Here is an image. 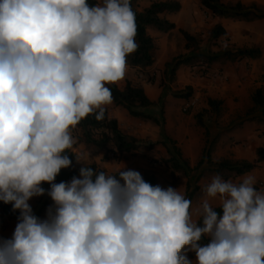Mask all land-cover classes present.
Listing matches in <instances>:
<instances>
[{
	"label": "clouds",
	"instance_id": "9594fccd",
	"mask_svg": "<svg viewBox=\"0 0 264 264\" xmlns=\"http://www.w3.org/2000/svg\"><path fill=\"white\" fill-rule=\"evenodd\" d=\"M136 36L130 0H0V202L19 211L0 264H264V190L251 174L213 176L198 220L184 193L125 165L94 171L74 154L79 177L56 182L72 165V130L104 120L106 85L125 78ZM45 194L41 220L29 201Z\"/></svg>",
	"mask_w": 264,
	"mask_h": 264
},
{
	"label": "trees",
	"instance_id": "16d2710c",
	"mask_svg": "<svg viewBox=\"0 0 264 264\" xmlns=\"http://www.w3.org/2000/svg\"><path fill=\"white\" fill-rule=\"evenodd\" d=\"M141 0H130L131 7L136 14L137 36L135 37L139 47L136 52L127 57V67L147 71L156 61L157 45L154 38L150 34V30H155L162 33H167L172 30L175 25L168 19V15L177 13L180 8L178 0H152L148 5L139 8ZM90 4L97 3V0H89ZM201 5L207 9L212 17L229 18L237 21L251 22L264 18V5L256 2L242 3H223L218 0H200ZM182 38L184 39V53H180L171 58L165 63V69L169 70L170 79L173 78L176 69L180 65L198 66L202 72L207 70V67L215 63L225 64L227 62H235L242 59H257L261 56V49L258 46L252 47H221L217 52L202 51L201 40L192 33L179 29ZM226 40L225 28L217 23L214 24L207 35V40L212 45H218V40ZM147 80L152 78L151 75ZM110 88L113 94V103L115 106L123 108L130 117L150 121L154 124H160V119L147 111V109L155 102L152 101L144 89L140 85L132 84L126 81L123 88H119L117 84L106 85ZM186 93H177L178 97L188 98L191 95V88L186 87ZM251 107L247 110L246 116L258 118L264 122V85L255 88L251 95ZM222 101L208 98V109L203 108L195 114L196 125L203 129L205 137V146L203 154L198 162L190 167L188 161L181 156L180 150L170 141L172 151L169 152L167 159H164V164L170 169L171 184L174 185L177 180V173L187 177L186 182V198L192 200L197 185L190 189V177L193 174V181L196 183L204 172L203 166H207V171L214 176L219 174L224 180H230L235 177L244 175L251 170L257 168L260 163H264V146H258L255 149V159L252 161L246 159H236L232 157H223L213 161L211 152L215 139H210V131L204 123V117L211 119L213 116L218 117L221 114ZM259 113V115H256ZM163 120V119H162ZM72 134L76 137L78 143H81L87 149L96 151H105V154L114 153V157L119 159L122 155H135L140 150L139 140L133 135L124 133L116 118L111 117L106 109L105 118L103 121H97L95 115H89L83 119ZM72 160V165L69 168L62 169L56 177V182H70L73 176L79 174V170L74 167L76 161L72 150L67 153ZM85 166H91L94 171H104L99 168L96 163H90ZM116 173V172H115ZM143 179L153 186L157 183V177L149 171L140 172ZM46 192L49 185H42ZM47 195V194H45ZM213 208L220 212L219 205ZM0 215L7 217L10 220H17L19 211H13L11 204L0 202ZM198 220V219H197ZM208 239L203 238L201 243H207ZM188 258L192 260L193 253H187Z\"/></svg>",
	"mask_w": 264,
	"mask_h": 264
},
{
	"label": "crops",
	"instance_id": "0c3cea01",
	"mask_svg": "<svg viewBox=\"0 0 264 264\" xmlns=\"http://www.w3.org/2000/svg\"><path fill=\"white\" fill-rule=\"evenodd\" d=\"M180 12L181 11H178L175 14L168 15V19L175 25V27L169 32L162 33L155 30L149 31L151 36L154 38L157 46L158 38L161 41L160 43H167V45L170 47L169 49L173 50V52H175L177 46L180 45L181 49L179 50V52L174 53L172 57L185 52V42L179 32V29L188 31L193 35H195L197 31L199 32V29L194 28V21L196 20L198 22L199 19H184L182 13ZM208 16L210 20V24L208 25V32L214 24L219 23L226 30V38H228L229 34L234 31L233 28L238 25L244 27L247 30H252V34L256 33V36L253 38V41L251 43H246L245 45L237 46H258L261 49V56L257 59H242L235 62H227L225 64L215 63L209 68L213 73L210 78H206L202 75L200 76V67L198 66L180 65L176 69L172 79H170L169 77V70L166 71L165 76H162L163 81L166 83L164 88L163 86L159 87V81L161 79L159 71L160 66L157 65L155 61L154 65L147 69L149 74L152 76L150 80H147L148 78L145 79V75L143 76L140 70L127 67L125 78L117 84L119 88H123L126 81H130L132 84L140 85L144 89L147 96L155 102V105L149 107L147 111L153 114L158 119H161V116H163V124L166 135L163 139H160L164 147L162 145V147H157V152H159L163 157H165L166 155L169 156V152L172 151V146L170 144V141H172L174 146L180 150L182 158L188 161L190 167H193L203 154V149L205 146V137L203 134V129L196 125L195 114L203 108L208 109V98L222 101V111L218 117L213 116L211 119L204 117V123L210 131V139L216 140L218 136L221 137V140L217 142L215 141L213 145V148L216 147L217 149L215 157L211 152V158L213 161L223 158V154L220 153V146H224L225 151H227V153L231 152L234 149L239 150V145L235 143L242 142L243 140H245V138H256L257 134H259L260 132L256 130L261 128L260 124L257 125V123H255L256 118L251 119V116L244 115L246 114L247 110L251 107L250 95L252 91L257 87L264 85V83L259 84L258 86L254 87L251 91H249L247 93V100L243 104L242 96L246 93V84L249 82H253L255 85V79L256 76H258L257 74H264V67H262L264 66V48H262L261 39L258 34L260 32V26L264 24V18L247 22L232 20L229 18H216L212 17L209 13ZM247 32L245 34L246 36ZM176 33H179V35L176 36ZM220 41L221 39L218 40V42ZM202 51L204 52L206 51V49L203 48ZM171 58L165 60L163 64L165 65V63L170 61ZM170 81L173 84H170ZM186 87H190L192 91L191 95L188 98H177L172 96L170 88L173 90L174 88L183 89ZM150 91H152V94L150 93ZM200 91L202 93H200ZM200 95H205L206 102L203 108L197 111V108L199 106H195V102L197 101V98ZM158 101H160V108L159 112L157 113L155 111V108ZM192 101H194V104L190 106L189 114L183 113L181 111L183 107L181 108V106L184 103H191ZM106 109L111 117L117 119L119 124H121L122 120H128V113L123 108L115 106L114 103L108 105ZM241 111L242 117L239 118L235 115V113H240ZM243 120H247V122H243L242 124L243 127H245V130L243 132L231 130L232 127H234V125H236L238 121ZM244 123H248V125ZM259 123H262V121H259ZM246 130L247 132H245ZM231 140H233V142H231ZM218 143L220 144L219 146H217ZM257 147L258 146L253 148V152H251L253 157L252 160L255 159V149ZM80 148L81 150H77L73 147L71 150L74 154H78L79 156H81V160L87 161V164L96 163L99 168L103 169L106 172H108V168H112L109 173H115L118 170L122 169L125 165L123 162H119V164L115 165H110L108 161H105L103 159V156L106 153L105 151L87 149L84 145L80 146ZM149 161L150 159L146 161L140 159L134 162H137L135 163V165L137 164L138 166L142 167L144 163L147 164V162ZM205 169H207L206 165L203 166V170ZM255 171L256 168L246 174L255 175ZM246 174L232 178L230 180L239 181L240 178H242ZM208 176L209 177L207 179H210V181L208 182L207 180L202 179L199 183L201 187L206 186L208 183H210L214 175L209 174ZM77 177H79V174L77 175ZM186 182L187 177H185L183 174L180 175V173H177V182L175 185H173V188H177L179 186L181 187V192L183 193L184 187L186 188ZM202 182L206 183L202 184ZM29 203L31 207L34 206L32 200H30ZM195 206H191L190 211L192 212V214L194 213L193 219L197 220L198 217L196 215ZM36 210H38V207H36ZM17 222L18 220H10L8 224L9 229L5 231L3 235H0V238H5L6 235H9V238H11Z\"/></svg>",
	"mask_w": 264,
	"mask_h": 264
},
{
	"label": "rangeland",
	"instance_id": "374dc122",
	"mask_svg": "<svg viewBox=\"0 0 264 264\" xmlns=\"http://www.w3.org/2000/svg\"><path fill=\"white\" fill-rule=\"evenodd\" d=\"M150 1L152 0H141L139 2V8H143L144 6L148 5ZM178 1L180 2V5H181V8L179 11H181L180 13H182L184 19H191V18L199 19L198 22L196 20L194 21L195 23L194 28L199 29V32L197 31L195 35L201 40L202 47L206 49L207 51L217 52L219 48L221 47L229 48V47H238L237 45L239 46L245 45L246 43H251L253 41V38L256 36V33L252 34L253 33L252 30L250 29L247 30L244 27L238 25L233 28L234 31L229 34V37L226 40L220 41L218 45H212L211 43L207 41L208 25L210 24L208 12H207L208 10L205 9L201 5L200 0H178ZM218 1L223 2V3H227V2L235 3L237 1H240L242 3L256 2L258 4L264 5V0H218ZM98 2H101V0H97V3ZM246 32H247V36L245 35ZM258 34L261 39L262 48H264V24L260 26V32ZM177 35H179V33H176V36ZM157 42H158V46H157V52H156V63L157 65L160 66L159 71L161 75V79L159 81V87L163 86L164 88L166 83L163 81L162 76L163 75L165 76L167 70L164 69L163 63L165 60L170 59L174 53L179 52L181 47L180 45H178L176 48V51L173 52V50L169 49L170 47L167 45V43L166 44L164 43L165 45L160 43L161 41L159 40V38L157 39ZM209 68L210 67H207V70H205V72H202L201 70H199L200 76L202 75V76H205L206 78H210L213 73L211 72ZM141 73L143 76L145 75L144 76L145 79L150 75L148 71H144V72L141 71ZM257 75L258 76H256L255 85L253 82H249L246 84L247 85L245 88L246 93L242 96V104L245 103V101L247 100V93L249 91H251L254 87L258 86L259 84L264 83V74L262 75L257 74ZM170 84H173V83L170 81ZM170 90H171L172 96L177 97V98H179L176 95L177 93L187 92L186 88H183V89L174 88L173 90L170 88ZM150 93L152 94V91H150ZM200 93L202 92L200 91ZM205 102H206L205 95H200L197 98V101L195 102V106H199L197 108V111L203 108V106L205 105ZM189 103L190 102L184 103L181 106V108L183 107L181 111L185 114H189L190 112L189 111L190 107L188 108L186 107ZM159 104H160V101L157 102V105L155 108V111L157 113L159 112V108H160ZM244 109H245V106H244ZM235 115L239 118L242 117V111L240 113L238 112L235 113ZM256 115H259V113H256ZM162 119H163V116H161V119H160L161 122L158 125L150 121L132 118L130 116H128V120H122L121 124H119L122 131L124 133L133 135L136 139L139 140L140 150L135 155H129V154L122 155L119 159H117L116 157H111L109 154H104L103 159L105 161H108L110 165H115V164H119V162H123L126 166V169L130 168L131 170H136L138 172L149 171L150 173L157 176L156 185H159L165 189L168 188L169 186L173 187V185L171 184L170 169L163 162L164 159H167L168 156L166 155L165 157H163L156 150L157 147L163 146V143L160 141V139H163L166 135ZM259 121L260 120L256 118L255 123H257V125L258 124L261 125V128L256 130V131H260L259 134H257L256 138L254 137L245 138V140H243L242 142L235 143L239 145V150L234 149L228 153L227 151H225L224 146H220L221 147L220 153L223 154L222 157H227V158L236 157L238 159L252 160L253 157H252L251 152H253L252 151L253 148L259 145L264 146V122L259 123ZM243 122H247V120L238 121L237 124L234 125V127H232L231 130H237L238 132L239 131L243 132L245 130V127H243L242 125ZM244 124L248 125V123H244ZM245 132H247V130ZM219 140H221V137L218 136L215 141L217 142ZM231 142H233V140H231ZM79 145L82 146L83 144L77 142L73 147L77 150H81ZM219 145L220 144L218 143L217 146ZM212 153L215 157V153H217L216 147L212 148ZM140 159L143 161L150 159V161L147 162V164L144 163L143 164L144 167L143 166L140 167L137 164L135 165V163L137 162H134ZM81 163L84 164L85 166L87 164V161L81 160ZM82 164L75 161L73 165L78 170H80V168L83 166ZM111 169L112 168H108L107 171L109 172L111 171ZM178 173L182 175L181 171ZM209 174L210 173L205 169L204 172L202 173V178H200L196 183L193 181V176H192L193 174H191L190 177H188L190 179V184H191L190 189H193L195 184L197 185V189L195 190V193L191 200L192 201L191 206L196 205L195 206L196 209L200 205L202 199L205 197V193L203 191L204 186L201 187L199 183L202 179L207 180L209 182L210 179H207L209 177L208 176ZM253 176L256 178V184L254 185V187L258 191L264 190V163H260V165L256 168L255 175ZM233 182H239V181L233 180ZM204 183L202 182V184ZM177 189L181 191V187L178 186ZM183 193L184 194L186 193L185 187H184ZM31 200L34 204V206H32L33 213L41 220L46 219L47 210L49 206L53 204V201L51 200V198L48 195H43L39 197H33ZM210 203L212 204V206H216V205H219V200L210 199ZM36 207H38V210H36ZM9 221H10L9 218L3 217L2 215H0V235H3L4 232L9 229V225H8ZM5 238H9V235H6ZM192 253H193L192 260L195 261L196 259L195 253L194 252Z\"/></svg>",
	"mask_w": 264,
	"mask_h": 264
},
{
	"label": "built area",
	"instance_id": "2783aa9c",
	"mask_svg": "<svg viewBox=\"0 0 264 264\" xmlns=\"http://www.w3.org/2000/svg\"><path fill=\"white\" fill-rule=\"evenodd\" d=\"M193 104H194V101H192L191 103H189L186 107L188 108V107H190V106L193 105ZM109 155H110L111 157H114V153H113V152H110Z\"/></svg>",
	"mask_w": 264,
	"mask_h": 264
}]
</instances>
